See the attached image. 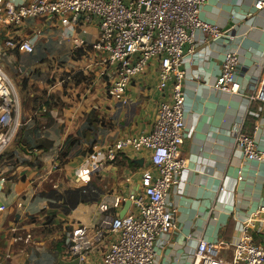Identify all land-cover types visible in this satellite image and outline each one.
I'll return each mask as SVG.
<instances>
[{
    "label": "crops",
    "instance_id": "1",
    "mask_svg": "<svg viewBox=\"0 0 264 264\" xmlns=\"http://www.w3.org/2000/svg\"><path fill=\"white\" fill-rule=\"evenodd\" d=\"M8 1L18 7L31 0ZM258 1L264 0H209L201 9L202 20L230 29L237 39H198L184 65L181 152L187 169L170 194L177 229L156 248L158 264H191L199 240L225 243L220 257L231 261L241 224L255 220L264 206V164L245 160L234 136L241 125L264 150V105L253 99L264 78V9L256 10ZM74 26V35L42 19L0 29V67L21 105L18 133L0 157V206L6 208L0 214V264L72 263L65 255L71 233L100 222L101 202L141 191L151 167L148 152L127 146L111 160L108 151L152 132L165 97L157 88L158 62L132 82L124 104L117 102L107 93L102 56L92 50L98 22L79 18ZM37 32L32 53L18 46ZM75 39L84 45L77 49ZM228 50L240 57L242 93L236 96L214 89ZM252 234L264 246V231ZM111 239L109 234L97 245L86 264H102Z\"/></svg>",
    "mask_w": 264,
    "mask_h": 264
},
{
    "label": "built area",
    "instance_id": "2",
    "mask_svg": "<svg viewBox=\"0 0 264 264\" xmlns=\"http://www.w3.org/2000/svg\"><path fill=\"white\" fill-rule=\"evenodd\" d=\"M209 0H31L15 7L0 0V29L16 28L26 20H44L49 25L59 22L74 35L75 22H98L97 39L92 50L102 56L106 71L108 96L125 103L127 89L157 61L158 90L165 94L156 110L152 132L137 139L118 142L108 151L116 154L129 146L135 152L149 153L151 167L143 173L142 190L126 198L115 196L99 205L100 222L93 228L80 227L65 242V255L79 264H86L93 249L112 236L102 264H158L156 248L168 243L177 229V210L170 208L172 190L179 184L187 161L182 157L185 140V92L187 80L185 63L195 54L197 40L204 44L219 41L234 43L237 39L230 29L200 18L201 9ZM264 9V1L255 4ZM40 33L20 41L18 46L28 53ZM76 48L84 45L75 39ZM9 46L13 44L8 43ZM239 53L228 50L224 55L220 76L214 86L219 93L240 95L237 79ZM264 105V78L253 97ZM20 100L15 87L0 67V157L12 145L20 127ZM235 149L249 162L264 164V150L237 125ZM240 175V174H239ZM242 177L239 176L238 181ZM2 183L5 179L1 180ZM2 185V184H1ZM225 188H221L224 192ZM131 207L121 218L118 214L126 202ZM21 205H19V208ZM6 208L0 206V214ZM255 220L241 224L239 237L233 244L232 260L221 259L227 245L199 240L191 264H264V246L256 244L252 231H264V206L258 208ZM28 240L31 236H26ZM18 241V239H16Z\"/></svg>",
    "mask_w": 264,
    "mask_h": 264
},
{
    "label": "water",
    "instance_id": "3",
    "mask_svg": "<svg viewBox=\"0 0 264 264\" xmlns=\"http://www.w3.org/2000/svg\"><path fill=\"white\" fill-rule=\"evenodd\" d=\"M130 207H131V202L130 201L126 202L124 209H123L122 213L120 214L121 218H123L125 216V214L127 213V211L129 210ZM69 264H79V262L74 261V262L69 263Z\"/></svg>",
    "mask_w": 264,
    "mask_h": 264
},
{
    "label": "rangeland",
    "instance_id": "4",
    "mask_svg": "<svg viewBox=\"0 0 264 264\" xmlns=\"http://www.w3.org/2000/svg\"><path fill=\"white\" fill-rule=\"evenodd\" d=\"M17 94H19V92L17 91ZM19 98H20V94H19Z\"/></svg>",
    "mask_w": 264,
    "mask_h": 264
}]
</instances>
